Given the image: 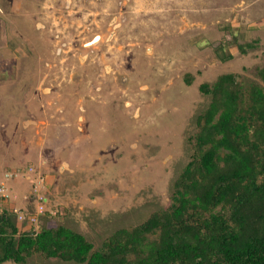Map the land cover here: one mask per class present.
I'll return each instance as SVG.
<instances>
[{
	"label": "rangeland",
	"instance_id": "obj_1",
	"mask_svg": "<svg viewBox=\"0 0 264 264\" xmlns=\"http://www.w3.org/2000/svg\"><path fill=\"white\" fill-rule=\"evenodd\" d=\"M261 67L264 0H0V206L37 229L48 210L94 247L136 227L171 203L199 86L264 84Z\"/></svg>",
	"mask_w": 264,
	"mask_h": 264
},
{
	"label": "trees",
	"instance_id": "obj_2",
	"mask_svg": "<svg viewBox=\"0 0 264 264\" xmlns=\"http://www.w3.org/2000/svg\"><path fill=\"white\" fill-rule=\"evenodd\" d=\"M257 76L264 83V67ZM198 89L210 100L169 206L98 247L48 210L38 229L34 213L20 228L18 210L0 206V264L34 255L74 264H264V84L225 73Z\"/></svg>",
	"mask_w": 264,
	"mask_h": 264
},
{
	"label": "crops",
	"instance_id": "obj_3",
	"mask_svg": "<svg viewBox=\"0 0 264 264\" xmlns=\"http://www.w3.org/2000/svg\"><path fill=\"white\" fill-rule=\"evenodd\" d=\"M6 174H7L6 176H15L14 174H16V173H15V172H12V174H11V173L9 174L8 172H6ZM8 174H9V175H8ZM16 176H18V175H16ZM21 176H22V175H21ZM1 180H2V183L4 184V186H5V188H6V191H7V192H6V195H7V196H10V198H13L14 195H11V194H10V189H9V187H8L7 181L4 180L3 178H1Z\"/></svg>",
	"mask_w": 264,
	"mask_h": 264
},
{
	"label": "built area",
	"instance_id": "obj_4",
	"mask_svg": "<svg viewBox=\"0 0 264 264\" xmlns=\"http://www.w3.org/2000/svg\"><path fill=\"white\" fill-rule=\"evenodd\" d=\"M5 190H6L5 187L2 184H0V198H6L7 197L6 192H4ZM20 218L23 219L24 217L19 215V219ZM30 220L32 222L35 219H34V217H32Z\"/></svg>",
	"mask_w": 264,
	"mask_h": 264
},
{
	"label": "clouds",
	"instance_id": "obj_5",
	"mask_svg": "<svg viewBox=\"0 0 264 264\" xmlns=\"http://www.w3.org/2000/svg\"><path fill=\"white\" fill-rule=\"evenodd\" d=\"M24 218L23 219H21V220H25L26 219V221H28V219L27 218H25V216H23ZM20 220V219H19Z\"/></svg>",
	"mask_w": 264,
	"mask_h": 264
}]
</instances>
